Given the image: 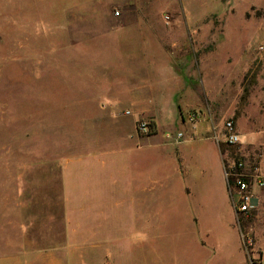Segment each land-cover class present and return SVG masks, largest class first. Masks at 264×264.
Listing matches in <instances>:
<instances>
[{"label": "rangeland", "instance_id": "374dc122", "mask_svg": "<svg viewBox=\"0 0 264 264\" xmlns=\"http://www.w3.org/2000/svg\"><path fill=\"white\" fill-rule=\"evenodd\" d=\"M234 112L264 123V0H0V256L27 250L32 216H45L35 224L53 247L68 161L73 202L108 205L117 232L112 259L93 264H254L234 207L215 212L212 191L221 155L263 148L248 132L236 146L200 140ZM134 127L186 143L200 164L177 175V149L166 161L143 153L134 169L120 154ZM156 164L173 173L156 196L120 194L123 168L145 178Z\"/></svg>", "mask_w": 264, "mask_h": 264}, {"label": "crops", "instance_id": "0c3cea01", "mask_svg": "<svg viewBox=\"0 0 264 264\" xmlns=\"http://www.w3.org/2000/svg\"><path fill=\"white\" fill-rule=\"evenodd\" d=\"M235 112L233 113V115ZM235 122L237 131L243 136V133L249 134L247 143L259 146L263 148V154H260L258 158H251L245 155L247 159L260 167V172L264 181V136L257 134V131L264 132V123L258 130V122L249 113H242L238 116L236 113ZM159 124V123H158ZM207 124L198 126L197 131L199 134L207 133ZM191 130L189 133L191 134ZM156 136H142L139 135L136 128L131 129L127 134L122 137V141L125 142L123 150L120 154L125 157V161L131 158L134 159V169L137 168L136 159H140L143 153H149L151 156L159 157L160 160L173 159L174 152L180 149L182 152L181 164H176L177 175H182L183 178H187L191 167L200 164L201 158L198 161L191 159L190 156L184 155L182 149H184L186 143L178 144L170 140L160 139L154 140ZM214 138L213 136H205L200 140H207ZM133 140V142L131 141ZM192 141V140H189ZM193 142V141H192ZM196 142V141H194ZM199 142V141H198ZM243 144V143H242ZM222 157V155H221ZM218 160L219 176H224L222 168L221 158ZM203 160V159H202ZM208 160V158H207ZM132 161V160H131ZM206 161V157H205ZM127 163V162H126ZM132 163V162H130ZM69 162L67 161L63 167V175L61 176L62 182V207L60 210V217L55 214L53 220V247L47 248L45 244L49 242L45 235V232L39 230V223L35 224V220L44 219V215L40 217L32 216V221L27 227V239L24 243L27 244V250H24L20 256H14L12 253L0 256V264H93L95 259L100 257L104 259H112L111 252L107 250L109 242H116L117 232L110 234L107 222L111 216L108 214V205L102 203H75L71 196L72 179L69 173ZM182 166V167H181ZM157 164L151 168L152 171L147 177L143 178L139 172L131 174L128 168H123L115 179H118L119 185L123 188V192L120 194L126 195L127 192L134 195L141 196L155 195L158 191V185L164 182L168 183L173 178V173L166 174L164 177H158L156 173ZM222 188L213 189L212 196L214 202L215 212H221L223 205L231 209L233 207L231 193L228 189L225 177L223 178ZM253 199L252 204L256 207L249 214L237 213L233 211L234 218L241 224L242 234L241 238L243 244L246 241L251 242V247L254 253L258 255V261L254 264H264V185L260 186L253 184L252 186ZM156 196V195H155ZM90 200V199H89ZM44 204L38 203L37 208ZM120 204L117 205L119 207ZM7 212H13L14 207L6 205ZM23 208V205H21ZM13 219L12 215L7 214L6 228L12 227ZM119 231V227H116ZM120 232V231H119ZM113 236V238H112ZM26 237V236H25ZM101 254V256H100Z\"/></svg>", "mask_w": 264, "mask_h": 264}, {"label": "built area", "instance_id": "2783aa9c", "mask_svg": "<svg viewBox=\"0 0 264 264\" xmlns=\"http://www.w3.org/2000/svg\"><path fill=\"white\" fill-rule=\"evenodd\" d=\"M129 113V112H128ZM194 116L191 120H194ZM148 123H142L141 129L148 131ZM214 128V139L218 146L221 142H225L230 146H236L243 143L242 135L237 131L235 122L227 120L223 124V130L219 133ZM184 137L183 133L178 134V139ZM222 160V168L228 189L231 193L232 203L235 212L249 214L256 207L252 204L253 184L260 186L264 185L263 176L260 172V167L257 164L251 163L245 155H225ZM246 245L251 246V242H246Z\"/></svg>", "mask_w": 264, "mask_h": 264}, {"label": "trees", "instance_id": "16d2710c", "mask_svg": "<svg viewBox=\"0 0 264 264\" xmlns=\"http://www.w3.org/2000/svg\"><path fill=\"white\" fill-rule=\"evenodd\" d=\"M224 146H225V145H224ZM220 151L222 152V151H223V149L221 150V148H220ZM229 151H230V150H229ZM222 153H223V152H222ZM230 154H231V155H234V153H233V152H231V151H230Z\"/></svg>", "mask_w": 264, "mask_h": 264}]
</instances>
